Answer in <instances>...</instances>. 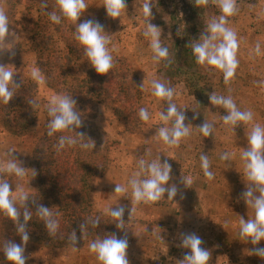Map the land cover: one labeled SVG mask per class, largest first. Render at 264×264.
I'll list each match as a JSON object with an SVG mask.
<instances>
[{
    "label": "rangeland",
    "instance_id": "rangeland-1",
    "mask_svg": "<svg viewBox=\"0 0 264 264\" xmlns=\"http://www.w3.org/2000/svg\"><path fill=\"white\" fill-rule=\"evenodd\" d=\"M25 1L0 0V10L6 13L12 33L4 41L5 47L11 49L0 50V65L14 71L13 81L27 80L37 84L34 98L37 112L32 133L17 136L0 121V166L14 157L25 168L22 178L2 176L13 191L12 197L20 190L30 196L37 193L30 162L33 144L43 135L46 105L53 96L64 95L48 87L46 82L40 84L30 77L32 68H38L36 53L27 49L29 37L14 21L21 19ZM86 2L89 4L88 18L102 24L110 36L108 48L113 59H122L127 66L123 67L124 72L125 68L134 70L143 108H147L150 115L136 132H129L109 105L93 106L87 113L75 105L81 117L95 128L99 143L111 146L108 171L94 183L93 210L109 217L106 223L110 235L127 239L129 264H183L190 249L179 246L182 234L192 233L202 239L201 248L210 252L208 264H264V258L255 254L256 249L264 248V240L253 245L250 240L241 241L238 236L240 218H254V210L246 205L242 196L247 189L244 162L240 159L247 148L246 134L251 126L238 125L233 130L224 125L225 110L209 101L212 93L231 96L240 110H251L254 121L264 124V0H236V13L227 18V27L236 33L239 44L236 53L239 63L234 76L227 82L220 70L198 64L193 53L180 60L175 57L178 40L188 27V20L192 16L197 18L195 42H198L207 24L222 14L218 0H207L206 5H197L196 0H152L149 22L159 27L161 43L169 51L168 58L158 63L152 60L150 41L143 35L146 27L140 10L143 0L127 1L125 12L115 19L107 17L103 6H99L103 0ZM257 44L260 45L259 54L255 52ZM86 61L84 59L80 66L83 74L88 66ZM185 78L193 83L195 94L188 91L183 82ZM154 79L174 89L172 102L186 116L184 124L189 127L190 135L176 146L158 139L159 128L171 125H165L159 118L160 112L166 114L168 104L151 95L150 81ZM143 82L145 90L142 91ZM205 121L214 124L212 135L208 137L198 128ZM9 149H15L13 157L8 155ZM225 152L234 154L230 161L220 159ZM202 154L209 158L210 170L214 173L211 180L204 176L201 168ZM159 158L161 163L166 161L171 165V178L165 187L174 185L176 196L172 200L167 198L166 192L157 202L135 203L128 181L139 171L141 160L150 163ZM183 178L190 179L191 186H185ZM116 184L126 187L127 193H114ZM110 205L113 209H125L122 228L118 229L116 221L106 213ZM98 239L87 236L75 247L54 249L30 243L24 251L26 264H99L89 250V244ZM0 264H10L1 251Z\"/></svg>",
    "mask_w": 264,
    "mask_h": 264
},
{
    "label": "clouds",
    "instance_id": "clouds-1",
    "mask_svg": "<svg viewBox=\"0 0 264 264\" xmlns=\"http://www.w3.org/2000/svg\"><path fill=\"white\" fill-rule=\"evenodd\" d=\"M197 5H206L207 0H196ZM107 17H121L122 12L126 9V0H103L102 4ZM89 4L86 0H56L55 10L48 13L51 22L60 24L63 19L74 22V39L83 47L84 56L98 74H106L113 67V56L108 48L110 36L106 34L104 26L98 21L91 19L77 23L79 18L84 14ZM47 8V3L44 4ZM218 7L221 15L217 19L211 20L206 29L201 33L198 42L192 44V53L196 62L200 65L213 66L223 73L225 82L230 80L238 66L236 53L239 47L236 33L227 27L229 16L236 13V0H218ZM141 17L146 25L143 35L150 41L152 60L156 63L167 59L169 55L168 48L161 43V31L159 27L151 24L149 19L152 15V0H143L140 6ZM9 22L6 13L0 10V50L5 48V37L10 35ZM257 54L260 53V45L255 48ZM14 71L8 66L0 65V103L8 104L9 100L19 87L14 84L12 77ZM30 77L40 84L45 82L44 76L38 68H32ZM13 85V87H10ZM151 95L158 100H164L168 104L166 114L160 112V120L165 125L158 130V139L162 140L169 146H176L180 140L190 135V129L185 126L186 116L182 111H178L177 105L172 102L174 89L167 86L159 80L150 81ZM140 89L145 90L144 82ZM211 105L225 110L223 115V124L235 129L238 125H250V131L246 134L247 148L240 155L244 162V176L246 178V191L242 193L243 199L247 206L254 210V218L245 220L240 218L238 236L241 241H249L256 245L264 240V124L254 121V113L251 110H240L231 96H223L212 93L209 95ZM33 101L29 100L31 105ZM76 101L71 95H55L46 105L49 122L47 125V135L53 136L57 132H75L74 128L82 125L81 114L75 110ZM139 119L147 122L150 119L147 108L139 110ZM214 124L205 121L198 126L200 133L204 137L212 135ZM76 133L75 137L60 136L57 150L63 149L65 145H75L82 140L85 135ZM84 149L94 147V142L81 143ZM15 149H9L8 155L12 156ZM233 153L225 152L221 154L222 161H230ZM201 168L204 176L209 180L214 178V173L210 170V161L207 155L200 156ZM24 167H21L13 157L3 166H0V213L11 219L16 226V232L21 237V244L6 241L0 251L3 252L6 261L10 264H26L24 256L25 247L30 237L26 230V225L32 219V211L26 206V201L30 198L29 193L20 190L15 197H12L13 191H10V185L3 174L15 175L22 178L25 175ZM171 165L166 161L161 163L160 158L157 161L146 163L144 160L139 162V171L128 181V187L131 189V198L135 203L141 202L154 203L159 201L167 192V198L173 200L177 194V188L173 185L165 187L171 176ZM35 171L33 176H35ZM185 186H191L190 179L182 181ZM114 193L126 194L127 188L116 184ZM125 196V195H121ZM19 201L23 211L17 207ZM112 205L108 206L105 211L110 215L112 221H116V227L122 228L124 221L122 219L125 209L123 207L113 209ZM36 214L40 221L43 222L49 236H55L58 231V221L54 218L50 208L38 206ZM22 216V222H21ZM100 219H90L88 223L96 228ZM73 246L77 242L75 231L69 238ZM202 239L196 234H182L180 247L190 249L183 258V264H208L210 252L201 248ZM75 247V246H74ZM128 241L126 238L117 239L115 235H109L105 238L95 240L89 244L90 252L94 253L99 264H129L127 259ZM251 254V253H250ZM255 254L264 258V248L255 250Z\"/></svg>",
    "mask_w": 264,
    "mask_h": 264
},
{
    "label": "trees",
    "instance_id": "trees-1",
    "mask_svg": "<svg viewBox=\"0 0 264 264\" xmlns=\"http://www.w3.org/2000/svg\"><path fill=\"white\" fill-rule=\"evenodd\" d=\"M55 8L56 0H26L21 19L14 20L27 33V49L36 53V65L45 76L47 86L64 95H71L83 113L99 104L109 105L116 118L125 123L126 129L136 132L142 123L138 114L143 102L134 70L125 68L124 72L126 64L122 59L115 58L108 73H96L86 61L88 66L83 74L80 66L86 58L83 47L74 39V22L67 19L60 24L51 22L48 13ZM88 19L85 10L77 23ZM196 19L192 16L188 27L182 31L175 53L177 60L192 54L191 46L198 36ZM183 82L190 94L196 93L189 78ZM13 83L19 87L7 105L0 103V121L17 136L25 137L32 133L37 112L34 104L37 84L27 80H15ZM29 100L33 101L31 105ZM49 119L45 111L43 135L36 138L30 159L36 173L35 176L32 174V178L37 193L26 201L27 208L32 211V219L26 225L30 239L24 247L30 243L51 249L73 246L69 239L73 231L77 236L75 245L81 244L87 236L105 238L111 234L106 223L109 217L93 210V192L95 180L104 175L110 166L111 146L101 145L93 125L81 117L82 125L74 131L83 133L85 137L75 145L66 144L63 149L57 150L60 136L75 137L76 133L64 131L48 136ZM93 142V149L80 146L81 143L91 145ZM41 205L50 208L58 221L55 236L48 235L36 214ZM17 207L23 211L19 202ZM97 217L101 221L93 228L88 221ZM6 241L22 243L15 223L0 213V247Z\"/></svg>",
    "mask_w": 264,
    "mask_h": 264
}]
</instances>
